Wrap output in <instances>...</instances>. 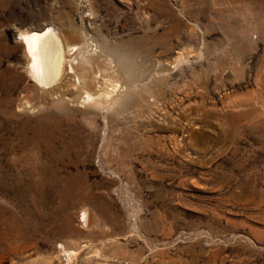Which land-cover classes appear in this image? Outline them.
Instances as JSON below:
<instances>
[{"label": "rangeland", "instance_id": "rangeland-1", "mask_svg": "<svg viewBox=\"0 0 264 264\" xmlns=\"http://www.w3.org/2000/svg\"><path fill=\"white\" fill-rule=\"evenodd\" d=\"M46 25L120 103L35 84ZM0 264H264V0H0Z\"/></svg>", "mask_w": 264, "mask_h": 264}, {"label": "bare ground", "instance_id": "bare-ground-1", "mask_svg": "<svg viewBox=\"0 0 264 264\" xmlns=\"http://www.w3.org/2000/svg\"><path fill=\"white\" fill-rule=\"evenodd\" d=\"M57 29L46 25L21 32L28 56L27 69L35 84L53 96L55 104L84 100L97 109L108 110L120 103L117 101L126 89L119 73L110 70L111 60L108 63L105 58L106 63L100 62L104 50L98 49L86 32L75 36Z\"/></svg>", "mask_w": 264, "mask_h": 264}]
</instances>
